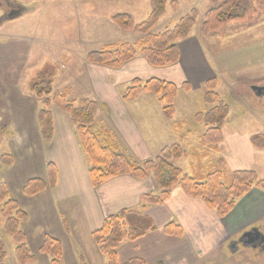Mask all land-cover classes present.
I'll return each mask as SVG.
<instances>
[{
	"label": "rangeland",
	"instance_id": "obj_1",
	"mask_svg": "<svg viewBox=\"0 0 264 264\" xmlns=\"http://www.w3.org/2000/svg\"><path fill=\"white\" fill-rule=\"evenodd\" d=\"M13 1L17 2L20 8L19 13L1 21L0 25L4 24V21L7 22L0 29V34L7 31L8 34H16V38L19 40H27L26 37L34 40L31 43L32 52L29 54L28 64L34 61H37V64L32 66L34 69L32 75L28 74L29 81L27 80L23 84V87L28 89L27 95L32 98L28 100L29 104H35L36 101L40 104L43 103V99H39L31 90L33 81H39L38 76L43 73L45 77L53 81L54 91L68 93L69 98L75 103L82 98L95 99L100 103L106 102V104L102 103L103 106L97 113L94 131L104 143L113 141L119 151L126 154L135 163L155 158L165 146L180 144L188 155L173 160L172 163L180 167L184 174L194 177L200 171L199 166L203 167L201 169H210L212 165H218L220 158H224L227 172L239 169L254 170L259 179L264 180V147H257L252 142L254 136H260L262 137L260 143L264 144V10H259L251 20L234 22L218 31L204 35L201 32L203 13L205 14L210 7L217 5L220 1L178 0L180 2L178 10H174L170 4L168 5L166 12L155 26L154 32L158 33L172 28L179 18L188 13L191 8H197L199 14L203 16L199 15L193 32L198 30L200 35L204 36L206 51L208 57L211 58L213 67L210 77L202 80L194 79L192 83L167 79L178 86L177 94L173 100V115L169 118L164 110L165 104L160 99L161 95L144 92L135 100L125 101L123 95L131 80L120 84L109 82L107 77L102 78L96 64L87 60L90 52L101 50L107 44L119 41H137L140 38L139 34L119 28L112 22L111 17L116 13L128 12L130 5H133L129 12L137 22H142L151 12V4V10L148 5H145L148 11L146 12L144 7H137L140 4L136 5L137 3H133L131 0H124L120 3L110 2L107 5H103V0H12V3H14ZM96 2H98L97 5H95ZM4 10V8H0V15ZM21 15L24 16L22 19L12 20V18ZM140 57L142 55L138 53L136 58ZM13 66L15 65L13 64ZM144 69L141 68L142 74L137 77L140 76L141 79L147 80L153 74L149 73L148 69L146 71ZM114 78L116 79V75ZM214 78H217L219 82L217 92L231 108L229 120L223 128L224 138L218 146V151L212 147L203 148L201 146L200 138L206 132L207 126L194 121L196 112L212 107V105L205 104L203 99L207 90L205 81ZM110 80L112 81L111 77ZM186 82L190 84L189 90L184 88ZM106 86L112 87L113 91L104 100L106 91L103 92V89ZM20 88V84L9 83L6 87L0 86L1 118L5 115L15 114L17 107L23 103L19 96V94L21 95ZM114 88L117 91H114ZM98 93L103 94V99L97 96ZM118 104H122L121 108L123 106L129 108L127 112L130 114V126L123 125L118 115H114L116 110H123L117 108ZM1 108H6V110L1 111ZM50 109L52 114L55 112V116L57 112L62 115L61 119L54 121V134L51 140H46L37 127L35 130H29L26 136V131L21 127L25 121L16 117L10 120H14L15 127L9 125L6 127L13 134L17 133V137L5 138V135L0 140V156L3 153H12L15 159L13 165L8 167L0 162V181L8 183L12 196L20 197L23 203L22 207L29 213L30 217L22 224V229L27 234V244L31 252L37 256V261L32 264H51V258L41 253L40 247L46 235L55 238L62 237L63 227L66 224V222L63 224L64 217L74 230L75 220L72 218L73 211L70 213L68 199L58 200L57 205L55 200L49 196L51 191L38 194L40 197L36 199V202L32 201V197H27L22 193L24 183L31 177L39 175L44 165L46 167L47 162H50L47 161L48 157L56 155L55 158L58 160H65L67 150L61 147L63 149L61 151L59 144L72 142L77 145V142L79 143L78 137L77 142L74 138H69L72 133H77L76 126L72 125V129H70L68 125V122H71V119L68 121L70 116L62 114V110V112L56 110L55 105H51ZM130 138H134L135 142L131 143ZM46 145L48 148L45 147ZM205 150L207 155H204ZM54 163L56 164V162ZM62 171L66 176L67 171L63 168ZM78 175L81 178L84 177L82 171ZM65 182L64 184L67 185L68 181ZM142 204L140 202V206ZM149 206L151 205L146 207ZM238 206H242L240 210H238ZM211 211L228 226L230 231L231 225L227 221L230 216L235 214L238 217L239 215L242 222L235 227L237 230L235 229L232 237L215 253H209L202 257V251L197 254V250L195 251L191 247L188 249L186 261V255L183 254L181 260L175 259V262L177 264H184V261L185 264L253 263L244 247L237 250V248H230L229 244L241 236L251 225L264 226V189L254 185L251 191L242 196L236 206L223 217H219L215 210ZM172 222H168L166 225ZM2 226L3 219L0 217V237L4 240L7 253L4 264H20L15 254L17 244L11 236L3 232ZM67 226L66 224V228ZM79 227L83 234H88L84 224ZM55 234L56 236H54ZM223 235L224 232L219 231L218 238ZM86 244L92 248L91 244L94 246L96 243L92 237L90 244L88 236ZM176 257L179 256L176 255ZM118 261L120 262L119 253ZM126 262H120V264ZM62 264H73L70 250H67V254L64 255L63 249Z\"/></svg>",
	"mask_w": 264,
	"mask_h": 264
},
{
	"label": "trees",
	"instance_id": "obj_2",
	"mask_svg": "<svg viewBox=\"0 0 264 264\" xmlns=\"http://www.w3.org/2000/svg\"><path fill=\"white\" fill-rule=\"evenodd\" d=\"M217 5L210 7L204 14L201 32L208 35L218 31L234 22L251 20L259 10H264V0H218ZM13 5H17L13 1ZM177 10L180 7L178 0H152V10L142 22H137L127 12L112 15V22L123 30L133 31L140 35L135 42L119 41L105 45L101 50L92 51L87 60L92 64L107 66L111 69H120L126 63L136 58L140 53L153 67L163 68L174 65L180 60L179 41L186 39L192 32L199 11L193 7L179 18L172 28L162 32H154V28L166 12L168 5ZM39 81H33L32 92L43 99L42 107L37 113V122L41 135L46 140H51L54 134V118L51 105L70 116L71 122L76 126V134L89 165L88 173L93 187H99L108 180L129 175L136 179L152 177L157 186V192H148L141 196L142 206L164 204L176 187H181L189 197L200 198L210 210H215L219 217L225 216L237 204V201L249 193L254 185L264 189V180H260L254 170L239 169L228 171L225 168V159L220 158L218 165L210 169H201L192 177L184 174L180 167L172 163L173 160L187 156V152L180 144L165 146L155 158L141 163H135L126 154L119 151L113 142L104 143L94 131V122L102 103L91 98H82L77 103L69 98L68 93L53 90V81L40 73ZM218 79L205 81L206 92L204 103L212 105L208 110L198 111L194 121L207 126L202 135L201 146L212 147L218 151L219 144L223 141V128L230 116V105L219 92ZM190 89L189 82L184 85ZM178 86L173 81L160 77H150L143 80L135 77L127 87L123 99L135 100L140 94L146 92L161 95L166 115L171 118L174 111L173 100L177 94ZM11 132L6 126L0 128L2 136ZM262 137L254 136L252 142L257 147H264L260 143ZM207 151H204V155ZM207 155V154H206ZM12 153H3L0 162L5 167L14 163ZM47 177L34 176L28 179L22 193L27 197L36 196L48 188H55L59 170L54 162H47ZM225 178V181H224ZM0 217L3 219L2 230L16 242V256L20 264H32L37 261L27 244V234L22 229V224L29 219V213L22 207L19 200L11 194L6 181H0ZM67 224V223H66ZM153 219L140 210L124 208L108 216L100 228L92 236L100 252L108 259V264H120L118 261V248L124 241H136L148 232L155 231ZM168 235L181 236L183 228L175 223L164 227ZM40 252L51 258V264H62L63 247L59 239L46 235L40 247ZM6 246L0 237V264L5 263ZM124 264H146V261L134 257Z\"/></svg>",
	"mask_w": 264,
	"mask_h": 264
},
{
	"label": "crops",
	"instance_id": "obj_3",
	"mask_svg": "<svg viewBox=\"0 0 264 264\" xmlns=\"http://www.w3.org/2000/svg\"><path fill=\"white\" fill-rule=\"evenodd\" d=\"M103 1V5H107L110 2L120 3L124 0ZM131 2L137 3L136 5L140 4L137 7H144L146 12L148 11L145 5H148L151 10L152 0H131ZM97 4L98 2L95 3V5ZM132 6L130 5L127 13H130L129 10H131ZM23 15L12 18V20L22 19L24 17ZM5 22L7 21H4V24L0 25V29L6 24ZM193 31L194 29L186 39L179 42L180 60L174 65L163 68L153 67L142 56L129 61L120 69H111L98 64L95 66L99 68L102 78L105 79L107 77L109 82H117L119 84L128 82L137 77V75L142 74L141 71L143 72V69L141 70V68H145V71L148 69L147 71L153 74L149 78L160 77L175 82L189 81L190 83L194 79H206L208 76L210 77V72L213 70L211 58L208 57L206 51V40L204 36H201L198 30L197 32L196 30L195 32ZM6 32L0 34V86L6 87L9 83L15 85L20 84L21 88L19 90L21 95L19 94V96L23 103L17 107L15 114L13 113L11 116L5 115L3 118L0 117V127L8 125L15 127L14 120H10L14 117L17 119L20 118L25 121L21 127L26 131L25 135L27 136L29 130H35L36 127L39 130L37 113L42 105L38 101H33L35 104H29L28 100L32 98H29L30 96L26 93L28 89L23 87L24 82L30 79L28 78V74L31 73L32 75V71L34 70L32 66L37 64V61L28 64L29 54L32 52L31 43L34 40H31L29 37H26L28 38L27 40H19L16 38V34H8ZM23 69H25L24 73H22ZM114 75H116V79ZM104 91H106L104 93L105 100L111 95L113 89L112 87L106 86L103 89ZM114 91L117 90L115 89ZM102 93H98L97 95L100 96V99H103ZM104 103L106 104V102ZM121 105L118 104L117 108L119 107L123 110H116L114 115H118L123 125L130 126V114L127 112L129 108H124V106L121 108ZM12 109L10 110L12 111ZM5 110L6 108H1V111ZM56 110L61 111L59 108ZM54 113V121L61 119L60 117L62 115L60 113L57 112L56 116ZM62 114L67 115L63 112ZM57 115H59L58 118ZM69 119L68 117V121ZM68 125L72 129V122L69 121ZM15 134L6 135L5 138L17 137V133ZM69 138H74L77 142L75 133H72ZM133 142H135L134 138L131 139V143ZM45 147L48 148V145ZM59 147L61 151H63L61 147L67 150L65 152L67 154L65 160H62L63 162L58 160V158H55L56 155H52L47 159V161L56 162L58 165V184L55 188H50L44 193H50L47 191H51L49 196L55 200L57 205L59 203L58 200L61 199H68L70 201L69 210L70 213L73 211L72 218L75 220L73 223L75 231L73 227L69 226L68 221L64 217L63 224L66 222L68 226L66 228V224H64L62 237L60 238L57 235L58 237L56 238L60 239L63 243L64 255L67 254V250L71 251L73 264H107L106 257L102 256L103 254L100 251L101 254L98 252V246L91 244L92 234L96 229L101 227L108 216L123 208L139 209L149 215L156 225V230L148 232L144 237L136 241L123 242L124 244L122 243L118 248L120 262H126L127 259L139 257L143 258L147 264H172L173 262L176 263L175 259L181 260L183 254L186 255V261L188 259V249L191 247L195 251L197 250V254H200L202 251L201 256L204 257L209 253H215L219 250L235 233V229L237 230L235 227L242 222L239 215L238 217L235 214L230 216L227 220L230 223L229 225H231L230 231L228 226L218 219L215 213L209 210L201 199L187 196L181 187H176L170 198L164 204L151 205L142 209L140 208L142 207L140 206L141 195L146 192H157L156 183L151 176L145 179H135L122 175L107 181L99 187H93L88 173L89 165L79 143L77 142V145L72 142L70 144H59ZM62 168L67 171L66 176L63 175L65 172L62 171ZM81 171L84 174L82 178L78 175ZM46 175L47 169L44 165L42 172L37 176L46 178ZM66 180L68 181L67 185L64 184ZM39 195L32 197V201L36 202V199L40 197ZM15 198L23 205L20 197ZM240 207L238 206V210H240ZM172 221L183 228L182 236L168 235L164 231V226ZM82 224L86 227L88 234H83L82 230H80L79 225L82 226ZM219 231L224 232L223 237L220 236L221 238H218ZM88 236L92 248L86 244V237ZM217 245L219 247H216ZM176 255L179 257H176Z\"/></svg>",
	"mask_w": 264,
	"mask_h": 264
},
{
	"label": "flooded vegetation",
	"instance_id": "obj_4",
	"mask_svg": "<svg viewBox=\"0 0 264 264\" xmlns=\"http://www.w3.org/2000/svg\"><path fill=\"white\" fill-rule=\"evenodd\" d=\"M0 8H4V12L0 15V23L2 20L14 16L15 12L20 10L18 5H11L7 0H0ZM229 244L230 248L244 247L246 254L252 259L250 264H264V226L260 224L251 225L236 240H232Z\"/></svg>",
	"mask_w": 264,
	"mask_h": 264
},
{
	"label": "water",
	"instance_id": "obj_5",
	"mask_svg": "<svg viewBox=\"0 0 264 264\" xmlns=\"http://www.w3.org/2000/svg\"><path fill=\"white\" fill-rule=\"evenodd\" d=\"M7 1H9V0H7ZM9 4H10V6H11V2L9 1ZM13 4V3H12ZM19 12H15V14H18ZM259 90H261L260 88H259Z\"/></svg>",
	"mask_w": 264,
	"mask_h": 264
}]
</instances>
